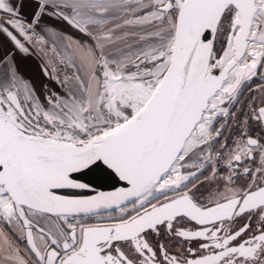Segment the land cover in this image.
<instances>
[{"label":"snow or ice","instance_id":"6c2138e0","mask_svg":"<svg viewBox=\"0 0 264 264\" xmlns=\"http://www.w3.org/2000/svg\"><path fill=\"white\" fill-rule=\"evenodd\" d=\"M25 6L0 0V264H264V83L240 100L264 81V0ZM17 53L60 89L46 105Z\"/></svg>","mask_w":264,"mask_h":264},{"label":"rangeland","instance_id":"374dc122","mask_svg":"<svg viewBox=\"0 0 264 264\" xmlns=\"http://www.w3.org/2000/svg\"><path fill=\"white\" fill-rule=\"evenodd\" d=\"M50 23L57 24V27L66 28L65 25L57 23L56 21H50ZM11 47V44L6 40V38L0 35V55H3L5 52L9 51ZM16 60L19 73L21 74L24 80L30 81L31 86L34 87L35 93L39 97L41 103L46 105L47 101L45 100V86H47L48 89H54L56 91H60V89L57 87L56 83L53 80H50L45 75L39 58L35 56L25 57L17 53ZM60 71L61 74H63V69H61ZM258 80V78H255L252 81L248 82L249 86L257 85ZM210 172L211 169H208L203 175H200L199 179L195 180L194 183H196L199 188L203 186H210L211 183H206L205 181V176H208ZM202 181H204V183H201ZM200 194H202L201 191L198 193V195Z\"/></svg>","mask_w":264,"mask_h":264},{"label":"flooded vegetation","instance_id":"af4514ba","mask_svg":"<svg viewBox=\"0 0 264 264\" xmlns=\"http://www.w3.org/2000/svg\"><path fill=\"white\" fill-rule=\"evenodd\" d=\"M264 83V81L258 80V84ZM257 85H251L249 86V84L243 88L242 90V95L240 96V100L246 104L248 102V99L250 96H259L260 93L258 91H255ZM231 134H237L235 126L233 125V127L229 130L225 132V135H230ZM218 147V146H217ZM208 170V169H207ZM205 170V172L207 171ZM204 172V173H205ZM208 183V182H206ZM215 188V184H211L210 186H203L200 187V191L202 192V194L198 195L202 200H205L208 198L210 190ZM253 224H255V221H253ZM187 228L196 230L198 229L200 226L195 225L194 222L189 223L187 226ZM163 243L165 245L166 248H168L169 252L171 254H177L180 253L182 250L184 252V255H188L187 253V248L189 246H191L192 248H196L198 246V242L197 241H192L191 244H189L188 241H181L179 238H176L175 240H173L171 243L168 240H163Z\"/></svg>","mask_w":264,"mask_h":264},{"label":"water","instance_id":"95a60500","mask_svg":"<svg viewBox=\"0 0 264 264\" xmlns=\"http://www.w3.org/2000/svg\"><path fill=\"white\" fill-rule=\"evenodd\" d=\"M31 3L32 0H26V6L23 9L24 12L30 13L31 12ZM66 31H70L69 29L65 28ZM11 50V49H10ZM81 182L90 183L91 187L96 191H113L115 188L123 186L122 182H118L114 178H100L97 176L96 173L86 172L81 174ZM86 194H92L91 192H86Z\"/></svg>","mask_w":264,"mask_h":264}]
</instances>
